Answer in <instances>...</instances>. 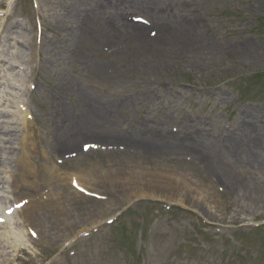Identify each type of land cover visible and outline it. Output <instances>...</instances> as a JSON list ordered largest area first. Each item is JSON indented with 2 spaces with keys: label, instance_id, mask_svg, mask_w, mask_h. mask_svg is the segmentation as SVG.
Returning a JSON list of instances; mask_svg holds the SVG:
<instances>
[{
  "label": "rangeland",
  "instance_id": "obj_1",
  "mask_svg": "<svg viewBox=\"0 0 264 264\" xmlns=\"http://www.w3.org/2000/svg\"><path fill=\"white\" fill-rule=\"evenodd\" d=\"M89 3L0 0V37L23 26L8 50L27 79L11 93L0 79V123L23 103L41 141L30 138L36 187L0 148L19 185L0 209L12 217L0 264H264V165L238 159L264 164V144L252 147L264 139V0ZM46 189L66 215L50 202L19 218Z\"/></svg>",
  "mask_w": 264,
  "mask_h": 264
},
{
  "label": "bare ground",
  "instance_id": "obj_2",
  "mask_svg": "<svg viewBox=\"0 0 264 264\" xmlns=\"http://www.w3.org/2000/svg\"><path fill=\"white\" fill-rule=\"evenodd\" d=\"M83 1V0H81ZM84 4V3H83ZM82 4V5H83ZM88 13H92L95 11V3L94 0H91V3L88 4ZM85 11V9H84ZM76 10H72V12H66L65 14L63 13V19H71L74 17L79 18V13L76 15ZM87 16V15H86ZM10 18V15L8 16ZM70 21V20H69ZM134 27L137 29V32L140 33L141 31L145 30L146 27L143 24H133ZM11 30H14L11 33L7 34H3L0 37V52L6 53L1 55L0 57V61L3 62L4 64H0V74L3 73V75H0V79L6 78V84L7 86L5 87V93H11V90H19L20 86L22 85H26L27 84V79L24 77L26 76V73L24 72V67L22 66V63L20 61H22V57H23V53L17 54L14 51H11L10 49L8 50L9 47H11V45H9V42H14L11 43L12 44V48H16L17 44L20 43L19 40V36L24 34L23 31V26L20 24H15L13 27L10 26ZM83 34L81 33L80 37ZM79 37V39H80ZM144 41H147V38L143 37ZM73 42H75L76 36H73ZM21 52H23L22 49H20ZM24 64V63H23ZM19 70V71H18ZM5 72V73H4ZM24 72V73H23ZM24 77V78H23ZM17 98V94L15 95ZM95 96V95H93ZM16 104V112L15 114H13V117L18 116L20 118V120L22 119V121H17L15 118H11L9 119V121H4L2 123H0V144H3V146H0V148L4 147V144H9V146H6V148H4L3 153L7 154V158L6 159H10L9 161L15 162V164L18 166L19 169H21L22 171L24 170V173L19 176L17 179H21L23 180L24 183H26V185L28 187H36V183L37 180L35 181L36 183H30L29 179L32 178V168L33 167V162H32V154L30 153V148H31V142H30V138L33 137L35 139V141H40V135H38V133L34 132L32 135H30V131L33 130V126L31 124V122L28 120V115L27 114H22V110L25 108L23 103H18V101L15 102ZM7 114L6 110H0V115H4ZM96 115V111H93V114H91V116L93 118H95ZM23 124V127H22ZM22 128V129H20ZM13 136L14 138H7L8 136ZM259 142H255L252 147L256 148L258 146H261L263 148V144H264V139L262 137H260ZM160 139L158 137L156 138H149L148 140V144H150L152 147L155 148H159L158 144ZM18 143V144H17ZM41 143V141H40ZM15 145H18V147H16ZM55 151H59L62 149H65L67 144L63 143V142H58L55 144ZM71 146H73V143H71ZM5 149H8V152L5 151ZM13 154V156H11L10 154ZM10 155V156H8ZM258 154L256 153H252V155H250V157L244 158V157H238L239 160L241 159H248L249 162L251 163H255V165L257 166H263V161H260L258 158ZM1 162H5V160L0 159ZM46 170L48 172H50V170L48 169V167H46ZM221 172L223 171V168L220 170ZM79 178V182L83 183V177L78 176ZM62 179V178H60ZM65 180V179H63ZM238 182L240 183V179L238 180ZM4 184H8V186H5ZM2 185V186H1ZM9 187H12V194L10 196L7 195H2L0 193V209L9 204L11 202V200L17 196V194H19V185L17 184H9V180L7 179L6 176H3L1 171H0V192L2 193H6L7 190L9 189ZM240 187V184H239ZM75 191V190H74ZM76 192V191H75ZM33 195V194H30ZM35 195V194H34ZM59 195V194H58ZM56 192H51V190L46 189L43 192H41V195L39 196V198L35 199L34 201H30L29 203L27 202H22V211L19 214V218H21L22 220L24 217H27L29 220H31V218H35L38 215V208L46 205L48 203L51 202L50 205H48L50 208L48 211H50L51 213L57 214V215H66L67 209L68 207L64 206V204H62L64 202V194L62 193V196H58ZM12 217H8L7 222H3L0 224V229L7 226L6 224H10L12 219ZM25 226V225H24ZM32 228V227H31ZM11 242H13L15 245L19 244L21 242V238L19 237V235L17 234H6V241L10 240ZM3 242H5L4 240L0 239V247L3 244ZM1 260V258H0ZM3 264V263H2Z\"/></svg>",
  "mask_w": 264,
  "mask_h": 264
}]
</instances>
